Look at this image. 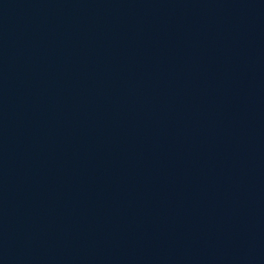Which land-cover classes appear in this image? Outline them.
Segmentation results:
<instances>
[{"label":"water","instance_id":"1","mask_svg":"<svg viewBox=\"0 0 264 264\" xmlns=\"http://www.w3.org/2000/svg\"><path fill=\"white\" fill-rule=\"evenodd\" d=\"M0 264H264V0H0Z\"/></svg>","mask_w":264,"mask_h":264}]
</instances>
